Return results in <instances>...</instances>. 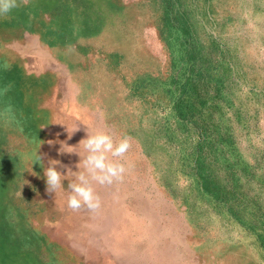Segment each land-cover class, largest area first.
I'll return each instance as SVG.
<instances>
[{"label": "rangeland", "instance_id": "obj_1", "mask_svg": "<svg viewBox=\"0 0 264 264\" xmlns=\"http://www.w3.org/2000/svg\"><path fill=\"white\" fill-rule=\"evenodd\" d=\"M15 4L0 14V264H264V0ZM83 123L130 145L109 156L123 178L93 182L95 212L68 208L80 157L59 151ZM37 151L69 171L57 194Z\"/></svg>", "mask_w": 264, "mask_h": 264}, {"label": "clouds", "instance_id": "obj_2", "mask_svg": "<svg viewBox=\"0 0 264 264\" xmlns=\"http://www.w3.org/2000/svg\"><path fill=\"white\" fill-rule=\"evenodd\" d=\"M15 6V0H0V14L8 13ZM83 124L86 125V136L75 146L60 141L59 151L61 153L75 152L80 157L77 164L79 170H71L74 179L69 180L67 185L70 190L67 197L68 208L78 210L83 206L95 212L100 208V198L94 189L93 182L100 185H111L114 181L121 180L126 171L125 164L118 159H109V156L124 157L130 145L126 137L115 140L109 132L104 130L89 131V125ZM66 126L69 138L79 128V125L74 128ZM50 143L52 142L50 141ZM78 149H82V151ZM34 162H39L43 169L47 191L57 194L58 189L63 188L69 171L64 174L58 170L57 165L60 164V161L57 159H50L48 166H45L38 151L36 159L30 162L31 169Z\"/></svg>", "mask_w": 264, "mask_h": 264}]
</instances>
